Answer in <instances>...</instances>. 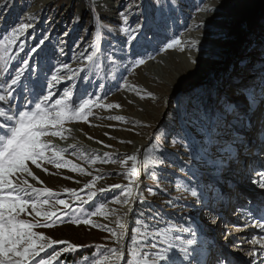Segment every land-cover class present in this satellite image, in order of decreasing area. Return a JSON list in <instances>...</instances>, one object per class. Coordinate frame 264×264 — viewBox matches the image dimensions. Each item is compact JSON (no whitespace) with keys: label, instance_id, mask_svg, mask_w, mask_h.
<instances>
[{"label":"rangeland","instance_id":"1","mask_svg":"<svg viewBox=\"0 0 264 264\" xmlns=\"http://www.w3.org/2000/svg\"><path fill=\"white\" fill-rule=\"evenodd\" d=\"M40 1L44 0H0V36L4 33L10 34L22 24L30 25L16 41L21 47L14 46L10 50L12 58L5 57L4 60H0V83L24 69L21 77L22 86H17L13 90L14 99L5 98L0 101V112H9L10 109L26 111L47 95V84H38V75L44 72L38 63L48 60L49 57L54 61L71 55L70 50L59 53L60 50L54 48L55 45H50L53 48L49 51L48 44L59 38L60 42H67L72 49L82 41L81 43L86 44V52L84 50V53H81L83 55L73 58L74 62L71 64L74 63L75 66L69 68L70 73L67 74L72 76L71 81H67L62 88H52L53 95L45 103L50 106L62 97H65L68 103L75 101L77 104L82 98L92 100L93 107L87 119L67 122L64 128L73 129L79 134L78 139L81 137L79 142L85 140L103 150L104 154L93 160L94 154L83 152L76 146L72 152L62 153L63 159L57 161L61 164L60 167L45 161L37 168L28 162L29 169L37 178L27 176L29 184L40 191L46 187L54 194L36 196L33 193L32 197L48 199L50 202L63 199L71 206L69 209L63 205H55L57 215L52 218L56 222L55 226L37 227L34 231L54 240L81 246L64 252L66 244H55L41 252L40 257L32 264H36L41 257H47L54 249L60 250L61 255L53 264H93L94 260L103 259L105 256L109 260H114L110 252L112 248H119L123 253L118 264H131L126 258H129L133 251L143 250L146 254L152 251L141 241L157 243L159 246V238L156 235L158 230L168 231V239L178 246L186 245V240L192 239L194 241L192 247L197 248L200 261H203L201 256L207 255L215 262L222 254L221 257L225 256L226 264H261L259 257H255L261 250L258 249L261 245L259 240L254 241L248 236L250 230L243 233L241 227L233 224L235 229L224 235L226 244L223 243L221 246L215 242L216 238L219 240L216 233L221 231L219 229L215 231L213 227L218 217L226 213L225 210H229L228 213L231 214L234 207L240 204L241 209L247 213L251 207L237 196L238 193H234L237 199L228 198L227 203L229 202L231 207L225 206L223 212L218 207L220 205L218 202L213 203L215 193L222 189L218 185L222 175L220 169L222 165L219 162L228 159L229 153H226L225 158L224 155L217 156L219 152L217 150L221 148L217 145L209 154L210 159L209 156H205L202 160H192L180 136L187 134L202 139L211 129L216 136H222L218 144L239 149L240 142L236 137L240 131L231 124L227 126L223 124L215 86L218 81L235 76L239 67L246 69L240 74L247 77L236 81L237 84L243 82L248 86L247 98L253 96L256 98L260 88L264 87V73L255 69L257 67L255 63L260 61V58L264 60V37H261V25H264V0H110L111 6H116L115 9L105 5L100 7L96 0H72V3L70 0H54L38 16L28 15V11ZM209 2L217 8V12H213L211 16L208 12L209 25L213 23L221 28L229 25L232 28L230 32L233 34L227 38L231 45L230 55L224 60L213 58L215 60L212 59L209 64L210 69L204 72L203 69L187 71L193 69L191 63L203 65L198 56L202 52L195 47L186 53L182 37L187 35L195 16L203 12ZM239 4L242 5V13L239 16L241 19L244 18L243 22L232 21L230 17L237 15ZM79 5L86 9L82 14ZM66 9L68 11L63 15L66 22L63 25L60 19L63 18L62 14ZM76 20H80L79 26L74 29ZM101 22L103 30H98L97 26ZM138 25L142 27L138 28ZM55 27L58 29L51 33ZM134 29L138 31L134 32ZM65 31L68 33L75 31V39L69 42ZM209 31L205 29L199 33L205 35V32ZM130 35H136V40L131 43L128 42ZM94 36L96 37L93 38ZM41 40L44 41L43 45L40 44ZM174 40H180L181 44L167 49V45ZM34 47L38 49V53L31 51ZM168 53L178 57L186 55L188 67L185 68L184 61H172L174 69L172 68L167 77L168 80L164 79L159 87L156 85L152 87L150 80L146 79V65ZM87 55L94 56L92 62L86 60ZM140 59L145 63L137 66L135 61ZM25 60L30 68L25 69ZM189 77H194L197 81L179 93L166 97L172 82L181 83ZM0 95L5 94L0 91ZM97 97L100 98L98 105ZM232 99L245 103L243 97ZM107 105L119 107L108 108ZM101 110L104 116L97 117L96 113ZM115 117L123 119L118 120ZM261 122L262 120H255L252 125L246 121L239 123L242 128L252 127L253 132L255 131V136L251 137L253 141L247 139L248 142L251 141V146L248 145L251 148L246 152L249 153L248 161L253 166L256 164L253 157L256 155L264 157V150L261 151L262 147L256 146L258 142L254 140ZM0 127H8L4 117L0 119ZM92 129L96 130V136L90 134ZM42 139L57 150L62 149L58 146L63 140H70L51 135ZM237 153V157L246 155V153L242 155L241 151ZM131 155L138 157L136 162L138 174L133 178L127 175L131 171L132 162L129 161L127 165L121 163ZM47 157L55 159L52 151L47 153ZM64 161L67 162L66 166ZM236 162L232 163L234 171H241L244 163ZM86 164L93 167L92 170L87 171ZM73 165L76 169H83V172L73 170ZM17 176L18 180L23 177L20 174ZM130 179L134 180L131 185ZM18 180L14 181L19 183ZM92 182L93 188L85 187ZM113 185L120 187H112ZM242 186L241 183L239 188ZM128 187L133 189L130 203H118L117 201L126 198L124 192ZM255 188L250 199L254 198L255 201L258 197L264 199V190L258 186ZM100 189L105 191L101 192ZM190 189H195L198 194L202 193L203 201L201 202L200 196L193 197ZM68 190H75L80 199L72 196ZM90 191L96 193L91 199ZM248 192V189L247 192L243 191L245 194ZM239 195L247 197L242 193ZM101 204L104 205L103 213L91 215ZM48 207L50 205L45 206ZM254 207L251 208L254 210L256 208ZM128 208L130 214L126 220L125 213ZM259 208L263 212L264 205ZM153 216L156 217L155 220L152 219ZM208 217L210 220L205 222ZM69 218L71 220L88 218L92 223L77 225L69 222ZM21 219L33 223L40 220L31 208L25 210ZM246 222L249 228L254 224L250 223L252 220ZM118 224H122L123 227H118ZM109 229L117 234L123 233L119 243ZM211 234H214V237ZM233 234V238L228 239V236ZM86 246L95 248L94 252L75 262H67L73 252Z\"/></svg>","mask_w":264,"mask_h":264},{"label":"snow or ice","instance_id":"2","mask_svg":"<svg viewBox=\"0 0 264 264\" xmlns=\"http://www.w3.org/2000/svg\"><path fill=\"white\" fill-rule=\"evenodd\" d=\"M126 22V20H125ZM28 24H22L18 28L14 29L10 34L4 33L0 36V60L12 58L11 49L15 47H21L16 44L17 39L22 35L29 27ZM202 25L197 26V30ZM142 25H138V28ZM98 30H103V24L97 26ZM134 32L138 29H134ZM261 37H264V25H261ZM136 40V35H130L128 42ZM44 41L41 40L40 44L43 45ZM180 40H174L167 45V49H172L177 45H180ZM198 41H192L191 47L195 48ZM166 49V50H167ZM183 51V49H181ZM32 52L38 53L37 48L31 49ZM93 55H87L86 60L92 62ZM195 63V61H193ZM143 59L135 61L137 66L144 64ZM25 69L30 68V65L25 60ZM64 67H67L66 65ZM246 69L237 67V74L235 76L227 77L220 80L216 84L217 92V104L220 112V117L225 126L232 123L233 120L247 122L248 124L254 123L255 120H264V105L258 112H252V109L256 103L255 97L249 100L246 96L247 85L243 82L236 83V80L240 79V73ZM24 69L17 71L14 77L9 80L0 83V91H3L5 95H0V101L5 98L14 99L13 90L17 86H22L21 77L23 76ZM69 79L72 76L68 77ZM58 75H53L52 82L58 81ZM54 83H49L47 86V95L43 100L35 102L34 107L28 110H17L9 112H0V117H4L8 127H0V264H32L36 261L37 257H40L41 252H45L47 248L53 247L55 244H66L63 249L64 252L74 250L81 246L71 244L67 241L54 240L46 235L37 233L34 231L37 227H54L55 221L52 219L57 215L55 205H63L65 208H71V206L63 199H56L50 202L48 199H36L32 197L35 193L36 196H52L54 195L49 189H43L42 191L34 188L28 183L26 179L15 182L13 177L20 175H27L33 179H37L32 171L28 167L30 161L37 168L41 167L42 162L54 163L57 167L61 164L57 161L62 160L63 149H55L49 143H47L43 137L55 136L63 137V133L68 131L64 128V124L74 120H86L91 113L93 107L92 100H84L83 98L77 104L75 101L71 103L66 102L65 97L55 100L50 106L45 102L48 101L52 93ZM67 96V94H66ZM232 97H243L245 101L244 107L232 99ZM154 98V97H153ZM68 99H71L68 97ZM100 98H96V104L98 105ZM106 107H119V105H107ZM252 113L249 115V113ZM115 119L122 120V117H115ZM176 135L179 136V133ZM185 142L188 148L190 159L202 160L205 156H209L213 148L217 146L218 138L215 133L209 129L206 135H203L202 139H196L188 136L187 134L180 136ZM53 152V158H48L47 153ZM221 151H227L231 155V148L228 146H221ZM210 158V156H209ZM138 157L136 155L128 156L121 161L122 164L127 165L129 161L132 162L131 171L127 173L130 178L135 177L138 174L136 162ZM94 162V161H93ZM65 166L67 162L64 161ZM73 170L83 172V169H76L73 165ZM254 176L251 183L264 190V168L254 169ZM134 180H129V185L133 184ZM85 187L91 189L94 187V182L87 184ZM112 187H120V185H113ZM193 197L200 196L201 202L203 201V194L199 193L195 189H190ZM71 195L80 199L77 196L75 190H68ZM101 192L105 189H100ZM96 195L95 192H89V199ZM125 199L123 201H117L118 203L129 204L133 198V189L128 187L125 192ZM46 205L50 207L45 208ZM31 208L36 217L40 220L37 222H28L21 219V215L25 213V210ZM104 205L101 204L99 208L92 212L91 215L95 216L98 213H103ZM67 213H65L66 215ZM255 218V217H254ZM152 219H156L155 216ZM264 220V217L260 218ZM69 222L73 224H91L92 221L88 218L83 220H71ZM118 227H123L122 224H118ZM149 228L151 225L148 226ZM114 237H117V243L123 238V233L117 234L115 231L109 229ZM159 238V246L157 243H145V247L150 248V253H145L143 250L133 251L132 255L136 257L131 264H201L200 254L197 248L192 247L194 241L192 239L186 240V245H175L168 239V231L158 230L156 233ZM261 248L264 250V241H260ZM179 249L176 253V249ZM110 252L114 256V260H109L107 256L103 259H97L93 261V264H118L121 260L123 253L119 248H112ZM61 255L60 250L54 249L52 253H49L47 257H41L36 264H53L57 261ZM217 264H226V261L218 258ZM264 264V261H261Z\"/></svg>","mask_w":264,"mask_h":264},{"label":"bare ground","instance_id":"3","mask_svg":"<svg viewBox=\"0 0 264 264\" xmlns=\"http://www.w3.org/2000/svg\"><path fill=\"white\" fill-rule=\"evenodd\" d=\"M109 1L110 0H96V3L99 4L100 7L101 6H104V5L105 6H111L112 3H110ZM53 2H54V0H44L43 2H41V1L40 2H37L39 4H37L35 2L36 4L35 3L34 4L36 6L33 7V8H31L30 11H28V15H34V16L37 15L38 16L39 14H41V12L49 4H51ZM70 2L72 3L73 1L70 0ZM210 2L204 8L203 12H200V13H198L195 16L192 24L190 25L189 32L187 33V35H184L182 37L183 45L186 47L185 48L186 53H189L188 51H191L190 48H193V47H191L192 41H198V44H197L196 48L197 49L199 48L201 50V52H202L201 55H198V56H199V60H202L201 62L203 63V65H201L199 63H195V64H192L191 63V66H193V69H187V71L191 70V71L195 72V70H199L200 71L201 69H203V72H204L207 69H210L209 64L211 63V61H212L213 58H219L221 60H224L225 57H228L230 55L231 45L229 44V40H227V38L229 39V37L232 36L233 33L230 32V29L232 30V28L229 27V25L226 28L217 27V26L213 25V23H211L209 25L208 21L210 20V17L208 15V12H209L210 16L213 14V12H217V8L216 7H213ZM111 7H113V9H115L114 7H116V6L114 5V6H111ZM237 7H238L237 8L238 10L236 11V14L237 15L236 16H230L231 17V20L232 21L243 22L242 20L244 18L241 19V17L239 16L242 13L241 12L242 5L239 4ZM79 10H80V13L81 14L84 11H86L85 7H83L81 5H79ZM67 11H68V9H66V11L62 14V17H63V15ZM54 16L56 17L58 15H54ZM223 16H225V15H223ZM226 17L227 16H225V18ZM60 21H62L63 22L62 24L64 25V23L66 22L65 21V17L61 18ZM79 21L80 20H76L75 25H74V29H76L79 26ZM50 23L52 24L53 21H50ZM198 25H202L199 28V30H197V26ZM60 28L61 27H59V29ZM56 29H58V27H55L54 29H52L51 33H53L54 30H56ZM205 29L206 30H210L209 33L208 32H205V35L203 33H199V31H201V30L203 31ZM212 30H213V33L211 34ZM74 32L75 31H73V32L71 31V32L68 33V31H65L66 34L65 33L64 34H65L66 38H69V42H71V41H73L75 39ZM95 37L96 36H94L93 38H95ZM93 38H92V40H94ZM58 39L54 43L51 42V44H48V47H50L49 48V51L52 50V48H53V47L51 48L50 45H52V46L55 45L54 48H57L58 51L60 50L59 53H64L65 51H68L69 52V50H70L71 55H69V56L65 55L64 57L61 56L62 57L61 59H54V61H53V58L49 57L48 60L45 59L44 62H41L40 61L38 63L39 66H40L39 68H43V70H44L43 73H40L38 75V84H40V85L47 84L46 86H48L49 83H54V87L53 88H56V89H59V88L64 87V84L67 81L68 82L71 81L68 78L70 75H67V74L70 73L69 72L70 71L69 68L75 66L74 63L71 64L72 62H74L73 58H78L79 56L83 55L81 53L85 50V47H86V44L84 42L81 43L82 41H80V43L78 42L74 46V48L70 49L71 46H69V44L67 42H65V41L64 42H60L61 40L59 41ZM224 40H227V41L224 42ZM85 52H86V50H85ZM257 53H259V51H257ZM195 56L196 55H194V57ZM187 59L188 58H187L186 55H182V56L178 57L177 55L172 54V53L165 54L160 59L158 58L155 62H152V63H149V64L146 65V70H145V72H146L145 73L146 79L148 78L150 80V82L152 83V87L154 85L158 86L161 82L164 81V79L168 80L167 77L171 73L172 68L174 69V67L172 66V61H177V62L184 61V66L186 68V67H188L187 66ZM214 60L215 59H213V61ZM51 63H52V65H51ZM255 64H257V67L255 69L261 70L262 71V74H263L264 73V60H262L260 58V61H257ZM65 65L67 67H64ZM71 71H72V69H71ZM53 75H58V77H59L58 81L52 82L51 78H52ZM239 75H240V79H243V78L246 79V77H247V76H244V74H239ZM195 81H197L196 78L189 77L186 80H184V82L182 81L181 83L179 81H176V82H179L178 84L176 82H174V83L172 82V84L170 85L171 87H170V89L167 92L168 94H166V97L168 95H171L172 96V95H174L176 93H179V91L187 88V86H189L190 84L195 83ZM236 83H237V81H236ZM154 90H156V89H154ZM248 99L251 100L252 97H248ZM255 101H256V103H255V105H254V107L252 109V112H258L261 109V106L264 105V87H261L260 88L259 94H258V96H256ZM238 103L240 104L241 107H244V105H245V103L243 104L242 102H238ZM102 110L101 111H98L96 113V116L97 117L104 116ZM251 114L252 113L250 112L249 115H251ZM0 119H1V117H0ZM239 123H240V121H236V120H233L232 123H231V125L235 126L237 128V130L240 131L238 133L237 137H236V139H238V141L240 142L239 145H238V146H240L239 149H236V147L235 148L232 147L233 149H231V155L228 154V157L229 158L228 159H223L222 161L219 162L222 165L221 168H220V169H222V175L220 176V178L218 180V185L221 186V188H222L221 190L222 191L218 189V191L214 195V198L215 199L213 200V203L215 204V202H218L220 204L218 207H220L221 211H222V209L225 208V206L231 207V206H229V202L227 203L228 198H236V195L235 194L237 192L242 193V194H245V193H243V191H246L247 192L248 187L251 188L252 185H253L251 183V181L249 182V179H248L247 182L244 183L245 187L244 186L241 187L243 190L240 189L239 188L240 187V184L237 182L238 180L236 179V177L238 178V175L240 173L237 172V171H234V169H233V164L232 163H235L236 161L238 162V164H239V162H241V163L242 162H249L248 161L249 153L247 154L246 152H248L249 149L251 148L250 147L251 146V141H253V139H251V137L252 136L253 137L255 136L254 135L255 134V131L253 132V129L254 128L252 129V127H249V128L246 127L244 129V128H242L239 125ZM258 125H260V124H258ZM67 130L68 131H65V133H63V135H64V137H66V139L69 138L70 140H68V139L67 140H63L62 144L60 146H58V148H62L66 152L67 151L72 152L75 149L76 146H79L81 148V151L94 154L95 156L92 157L93 160H95L97 158H100L104 154V151L103 150H99L98 148L92 146L90 143H88L85 140H82V141L79 142V139L81 137L78 139V137H79L78 135L79 134H77L75 131H73V129L67 128ZM95 132H96V130L95 129H92L91 132H90V134H92V136L93 135L96 136ZM256 133H257V135H256L257 137L254 139L255 141L258 142V144L256 146H259V147L261 146L262 147L261 148L262 149L261 151H263L264 150V120H262V122H261L260 130L257 131ZM217 138H218V140L219 139H222V136L219 135V136H217ZM249 138L251 140V141L249 140L250 142H248V140H247ZM257 142H255V143H257ZM249 144H250V146H248ZM217 145L220 146V147L222 146L221 143L220 144L217 143ZM139 147H140V145H139ZM216 150H217V148H216ZM237 151H239V152L241 151V154L242 155L246 153V155L244 157H237V155H238ZM217 152H218V154H216L217 156H221V155L223 156L224 155V158L226 157L225 156L226 153H228L227 151H221V148H219V150H217ZM260 159H263L261 161H264V158L258 157L256 155L255 157H253V162H256V164H257L258 161H260ZM86 167H87V171H90L93 168V167H91L88 164H86ZM236 168H237V166H236ZM238 168H239V166H238ZM261 168H264V166L262 165ZM17 177L14 176L13 179L15 178L14 180L17 181L18 180ZM41 178H43V177H41ZM24 179L29 180V178L27 177L26 174L23 175V177H21L18 181L20 182V181H22ZM41 181H43V179ZM207 191H209V190H207ZM240 191H242V192H240ZM236 199L233 200V202L236 201ZM254 205H256L255 206L256 208L254 207ZM263 205H264V199H262L260 197L256 198V201L254 200L253 205H250L251 207H254L255 209L252 210V212L250 213V215L247 218V220H252V222H250V223H254L248 229V231L250 230L248 236H250L251 238H253L254 241H258L259 240V245H261L260 241H264V220H261L260 219L261 217H264V210L262 209L263 210V212H262L261 209L259 208V206H263ZM128 210H129V208L127 209V211L125 213L126 214V217H125L126 220L128 218V215L130 214V213L128 214ZM233 210L235 211L236 210V207H234ZM209 220H210V217H208V219L205 220V222H208ZM133 228L135 229L134 226H133ZM215 237H217V236H215ZM258 249H261V250L259 251V253L257 252L258 254L255 257H257V258L259 257L260 262L261 261H264V250H262L261 247H259ZM175 251H176V253H178L179 249L177 248ZM130 255L131 256L129 258H126V259L129 260V262L131 263V262H134L136 260V257L133 256L132 253ZM210 256L212 257V255H210ZM201 257H203V261H204V259H209L207 257V255H205V256L203 255ZM219 257H221V255ZM221 258L224 260L225 257L224 258L221 257ZM213 260H214V258H213ZM203 261H201V262H203ZM245 262L246 261L244 260V263Z\"/></svg>","mask_w":264,"mask_h":264},{"label":"trees","instance_id":"4","mask_svg":"<svg viewBox=\"0 0 264 264\" xmlns=\"http://www.w3.org/2000/svg\"><path fill=\"white\" fill-rule=\"evenodd\" d=\"M95 248L92 246H86L82 249L76 250L73 252V254L69 257L68 263L75 262L77 260H80L82 257H85L87 255H90L94 252Z\"/></svg>","mask_w":264,"mask_h":264}]
</instances>
